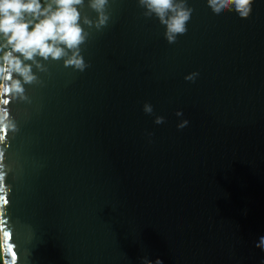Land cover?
Instances as JSON below:
<instances>
[{
	"label": "water",
	"instance_id": "95a60500",
	"mask_svg": "<svg viewBox=\"0 0 264 264\" xmlns=\"http://www.w3.org/2000/svg\"><path fill=\"white\" fill-rule=\"evenodd\" d=\"M186 3L170 44L137 0L99 30L84 0L88 67L37 58L0 142L1 264H264V0Z\"/></svg>",
	"mask_w": 264,
	"mask_h": 264
},
{
	"label": "clouds",
	"instance_id": "9594fccd",
	"mask_svg": "<svg viewBox=\"0 0 264 264\" xmlns=\"http://www.w3.org/2000/svg\"><path fill=\"white\" fill-rule=\"evenodd\" d=\"M207 5L216 15L225 11H235L242 19H247L252 11L253 0H206ZM54 7L42 8L40 0H0V37L6 40L9 51L0 56V142L7 133L18 131L8 105L15 100L28 101L24 85L38 84L33 72H46L43 61L63 60L65 67L83 72L88 65L80 54V46L85 43L88 32L81 26L79 7L84 0H52ZM138 6L144 9V17L155 16L165 26L164 37L168 43H175L179 35L186 33V24L191 19L193 9L187 6L186 0H137ZM109 0H88V7L97 14L95 21L83 17V24L97 30L109 20L107 6ZM30 16L37 22L27 20ZM30 62V63H29ZM198 73L192 72L184 77L193 81ZM143 111L151 114L150 104L143 105ZM182 112L177 111L176 116ZM164 122L157 116L154 123ZM188 124L182 120L178 129ZM255 247L264 252V236H261ZM143 264H163L156 258L154 261L144 259Z\"/></svg>",
	"mask_w": 264,
	"mask_h": 264
},
{
	"label": "trees",
	"instance_id": "16d2710c",
	"mask_svg": "<svg viewBox=\"0 0 264 264\" xmlns=\"http://www.w3.org/2000/svg\"><path fill=\"white\" fill-rule=\"evenodd\" d=\"M40 3L42 5V8H48L50 5L54 7L52 0H40ZM26 19L31 20L33 23L37 22L30 16H27ZM8 49H10V47L7 45L6 40L3 37H0V56H2Z\"/></svg>",
	"mask_w": 264,
	"mask_h": 264
}]
</instances>
